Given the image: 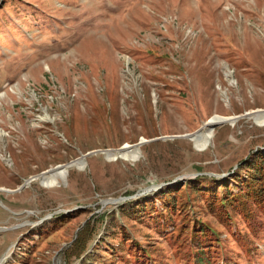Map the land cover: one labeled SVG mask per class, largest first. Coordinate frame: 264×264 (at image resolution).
I'll return each instance as SVG.
<instances>
[{
	"label": "rangeland",
	"instance_id": "obj_1",
	"mask_svg": "<svg viewBox=\"0 0 264 264\" xmlns=\"http://www.w3.org/2000/svg\"><path fill=\"white\" fill-rule=\"evenodd\" d=\"M258 109L264 0H0V262L264 264Z\"/></svg>",
	"mask_w": 264,
	"mask_h": 264
},
{
	"label": "bare ground",
	"instance_id": "obj_2",
	"mask_svg": "<svg viewBox=\"0 0 264 264\" xmlns=\"http://www.w3.org/2000/svg\"><path fill=\"white\" fill-rule=\"evenodd\" d=\"M226 75L228 77L231 76V72L228 70ZM250 113L251 114L249 115H252L257 122H260V124H264V110L258 109L250 111ZM41 119H50V117L46 113L45 116ZM228 121L235 122V118L233 116L224 118L217 115L211 117L207 122L203 124L200 130L191 134V139L194 145L200 149L206 148L210 144L211 138L213 136V132L211 129L212 126L214 124H221ZM104 154L106 155L107 159L111 160L122 158L125 160L135 161L140 156V151L137 148V145L125 144L120 149L104 150ZM84 164V158H79L72 161V164H70L69 166L59 165L49 169L48 171L31 177H33L34 179H38L39 182L45 186H58L60 184V179L64 178L67 173L66 169L64 170V167L70 168L71 166H76L79 168H83ZM0 264H3V262H0Z\"/></svg>",
	"mask_w": 264,
	"mask_h": 264
},
{
	"label": "water",
	"instance_id": "obj_3",
	"mask_svg": "<svg viewBox=\"0 0 264 264\" xmlns=\"http://www.w3.org/2000/svg\"><path fill=\"white\" fill-rule=\"evenodd\" d=\"M248 113H245L244 115H247ZM235 118V120L240 117V116H233ZM210 119V118H209ZM229 123L233 124L234 122H231V121H228ZM191 134L193 133H186V134H182V135H171V136H168L169 138H174V137H189L191 138ZM144 141H138L137 143H135L134 145H137V148L139 149V145L142 144ZM121 147L117 148V149H120ZM103 152L104 153V150H95V151H90V152H87L85 155H82V158H85L86 155L88 154H91V153H96V152ZM106 156V155H105ZM70 164H72V161L69 162V163H66V164H62L63 166H69ZM66 169V172H67V168L64 167V170ZM33 177L29 178L28 180H26L25 182H23L21 185H19V187L16 189V190H19L21 188H23L24 186H26L30 180L32 179ZM0 190H3L2 188H0ZM120 198H113V199H108V200H103V202H113V203H116ZM0 229H6V227H0Z\"/></svg>",
	"mask_w": 264,
	"mask_h": 264
},
{
	"label": "trees",
	"instance_id": "obj_4",
	"mask_svg": "<svg viewBox=\"0 0 264 264\" xmlns=\"http://www.w3.org/2000/svg\"><path fill=\"white\" fill-rule=\"evenodd\" d=\"M154 144V143H151V145Z\"/></svg>",
	"mask_w": 264,
	"mask_h": 264
}]
</instances>
